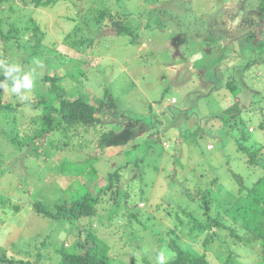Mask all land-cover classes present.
I'll return each mask as SVG.
<instances>
[{
    "label": "rangeland",
    "instance_id": "1",
    "mask_svg": "<svg viewBox=\"0 0 264 264\" xmlns=\"http://www.w3.org/2000/svg\"><path fill=\"white\" fill-rule=\"evenodd\" d=\"M42 1L49 2L34 7L29 2L13 0L12 12L7 11L0 23L3 34L12 26L20 29L17 54L8 51L1 66L18 65L21 72L17 75L31 73L34 81L33 88L22 90V94L12 93L10 88L5 90L1 106L35 98L36 83L45 100L55 104L49 92L50 83L43 81L44 75L55 76V84L68 98L75 90L85 91L91 97V88L99 93L101 85H109L119 102L117 106L133 118H140L137 121L144 126L134 131V138L125 145L105 148L101 154L97 149L98 134L91 130L84 132L78 128L66 134L55 131L40 138L29 134L32 123L26 120L33 111L15 120L13 113L6 111L7 121L0 113V134L6 142L18 147L15 153L20 157L15 161L13 155L6 156V169L0 177V252H6L13 260L23 259L27 264H58L55 249L61 244L69 248L77 238L83 243L86 233L80 234V222L53 220L37 213L34 203L40 202L44 208L53 210L73 192L74 188L69 186L73 178L86 183L91 193L96 194L103 189L106 174L121 165L114 192L100 191L98 216L92 219L94 228L99 229L100 242L110 248L109 264H157L161 252L165 261L173 259L175 253L169 248L168 232L178 224L175 214L181 209H198L197 203L187 195L195 194L197 187L216 192L209 186L213 168L224 199H230V192L238 186L234 175L251 185L255 176L261 174L257 168L246 165L244 155L237 154L235 140L241 139L243 132L248 138L245 146L258 148L264 144V126L259 127L264 123V65L258 62L251 69H242L255 56L244 51L243 61L238 62L235 49L240 52L251 43L249 37L242 36L244 27L238 26L236 19L240 17L237 20L245 26L252 15L259 20L258 11L264 0L263 3L254 0L251 3L249 0ZM102 10L119 17L120 22L124 19L121 26H130V34L104 33V29L113 30L117 22H111L107 16L98 22L96 18ZM34 24L41 34L33 29ZM195 24L199 27L191 29ZM254 29L255 37L259 38L261 22ZM235 33L241 34L234 36ZM223 36L226 40L220 41ZM3 43L0 38L1 52L3 47L7 48ZM226 45L229 50L222 52ZM48 49L61 58L49 54ZM217 52L222 53L219 58L215 57ZM187 71L190 72L186 75ZM207 72L214 77L212 82ZM229 82H235V86H226ZM8 83L11 86L10 80ZM155 100L161 103L155 105ZM234 104L241 112L236 122L242 118V132L235 129L231 134L227 128H232L228 124L232 114L227 110ZM147 105L153 106L157 119L148 112ZM248 108L255 110L253 120L244 113ZM257 112L261 114L258 118ZM115 113L116 110L110 111ZM104 121L116 125L118 132L129 127L128 118L121 112L117 118L107 116ZM40 124L38 119L36 129ZM20 126L27 127L24 131L27 136H16ZM249 127L252 132L247 133ZM156 134L159 138L151 143L149 137ZM195 141L199 147L194 145ZM210 148L212 152H208ZM69 161L75 162L73 166L64 164ZM76 172L84 173L85 177L77 176ZM117 188L120 192L115 202L122 207L114 212L109 209L113 203L109 199ZM120 196L130 197L127 205ZM194 200L200 202L202 198ZM187 222L184 217L185 225L176 231L186 243L190 238L187 231L181 230ZM171 236L175 238L174 233ZM216 244L213 242L206 249L207 260L222 264L227 257L226 247L218 248ZM88 247L89 244L85 249ZM77 251L81 254L84 250ZM42 252L45 254L38 259ZM258 255L259 250H254L252 263H257ZM238 261L237 264L244 263L239 258Z\"/></svg>",
    "mask_w": 264,
    "mask_h": 264
},
{
    "label": "trees",
    "instance_id": "2",
    "mask_svg": "<svg viewBox=\"0 0 264 264\" xmlns=\"http://www.w3.org/2000/svg\"><path fill=\"white\" fill-rule=\"evenodd\" d=\"M23 1L24 3L29 2L33 4L34 7L45 6L49 2H43L42 0ZM249 1V3H251L252 0ZM254 1L257 3L261 0ZM12 2L13 0H0V23L4 20L7 11L12 12ZM249 3H246V5H248ZM261 3L263 2L261 1ZM262 6L263 7H261V10L258 11L261 15L259 20H257L256 17L252 15L250 17L251 21L249 20V24L245 26L240 25L241 22L237 20L240 17L236 19L238 26L244 27L245 32H242V36L245 35L246 38L249 37L251 41L250 44L245 46L244 50L241 49L240 52H237V49H235V54L237 53L236 57L238 62L243 61L244 51L247 53L249 51L252 52L251 55H254L256 58L255 59L254 57H252V59L248 61L247 66H243L242 69L245 70L251 69L253 66H256L257 64H259L258 62H261L260 65H264V5ZM106 16L111 22L117 23L115 24L113 30L104 29V33L126 35L130 34V32L132 31L130 26H121V23H123L122 21H124V19L121 22L118 21L117 19H121L112 15L109 11L102 10L101 15H99V17H97L96 19L99 22V20H104V17ZM242 17L246 18V16H241V18ZM260 22L261 30H258L257 33H259V38H256V30L254 29V27L257 28L258 26H260ZM256 23L258 25H254ZM233 25H236V23L234 24L233 22ZM200 26H202L200 30L203 31L205 27L204 20H202V24ZM192 27L195 28L199 26L195 24V26H190L191 29ZM236 27L237 26H235L234 28ZM33 29L36 31V33L41 34L37 25L34 24ZM19 32V28L12 26L7 31V33L3 34L0 28V38L5 43V45L4 43L3 45L5 47L7 46V48L3 47L2 52L0 51V66L3 58L5 59V57L7 56L6 54H8V51H11L13 54H17L16 49L20 48L18 37ZM240 34L235 33L234 36ZM199 37H201V35ZM225 40V36L220 38V41ZM9 42L10 44H8ZM226 47L227 49L221 48L222 52H226L227 50H229V46L226 45ZM48 53L53 55L55 58H61L60 55L56 54L51 49H48ZM220 55H222V53L217 52L215 57L219 58ZM1 67L0 81H3L5 80V77L3 75L4 68L3 66ZM189 72L190 71H187L186 75L189 74ZM209 73L210 72L206 73L207 76H211V74ZM213 80L214 77L211 76L209 81L212 82ZM43 81H48L50 83L51 89L49 92L51 93V95H53V98H55V104L53 102L45 100V98L41 94V91L39 90V84L36 83L35 98L21 99L20 101H16L14 103L10 102L7 104H3L2 106L0 104V109L3 108L0 111V113L2 114V119L6 121L8 120L9 115L5 113L6 111L13 113V120L19 117L25 118L30 114L26 112L33 111L34 114H32L31 118L26 120L32 123L30 127L33 129L29 132V134L37 135L36 137L39 136L40 138H44L46 135L52 134L55 131H60L62 134H66L67 132L76 130L78 128H82L84 132L91 130L92 132L98 134L99 144H97V149L101 151V154H103V149L105 148L125 145L129 140L134 138V131H138L140 127L144 126L142 122L137 121V119L140 118H133L132 115L128 114L123 109L121 110V108L117 106L119 102L114 98V94L111 92L109 85H101L99 93H97L95 89L88 88L92 92L91 97H89L87 92L85 91L75 90L74 92L70 93V97L68 98V96L64 93V90L55 84V81H57V77H49L47 75H44ZM234 83L235 82H229L228 84H226V86H229V84H231V86L233 87L235 86ZM10 87L11 86L9 85V88ZM3 92H5V89H0V99L2 98ZM144 101L145 104L148 101V98H146V96L144 98ZM155 102V105H159V103H161V101L159 102L156 100ZM29 104H31L32 107H29ZM147 108L148 112H152V117L157 119V115L154 111L153 106L147 105ZM112 110H116V113L110 114V111ZM227 111L232 114V120L229 119L230 123L228 124L233 128H227V131L232 134L233 130L239 129L238 131L242 132V130H240V127H242V118L239 119V123L236 122V118H240L241 115V112L239 114L237 104L232 105L231 108ZM227 111L225 110V112ZM120 112L121 115L128 118L129 127H125L118 132L119 128L116 125L107 124L104 120L107 119V116L112 117L113 119L117 118ZM244 113L248 118L254 119L253 113H255V110H252L251 108H248V110L244 109ZM259 115L261 114L259 113ZM259 115L257 112L256 118H258ZM38 119H41V124L40 127L36 129V126L34 125ZM13 120L11 122H13ZM263 126L264 123L261 122L259 124V127L262 128ZM26 128L27 127L20 126V132H18L16 136H27L26 134H24ZM249 129H251V131ZM249 129L247 133L252 132V128L249 127ZM241 135V139L235 140L237 154L241 157H243L244 155L246 158V165L253 169L257 168L261 171V174L255 176L254 183L251 185L244 184V182L242 181V177L234 175V179L238 186L235 191L230 192V199H224L223 195L220 196L221 193L220 190H218L220 185L218 182L219 177L217 173H215L216 170L211 167L213 168V176L212 179L209 180V186L215 188L216 192L211 193L208 190V187H205L204 189L197 187L196 191L194 192L195 194H187L188 197H190L197 203L198 209L194 211L191 209H188L186 211L181 209L176 212L175 217L178 220V224L174 225L175 228L169 230L168 232V237L170 240L168 245L170 249H173L175 256H173V259L166 260L165 264H214L213 262L207 260V258L209 259V255L205 252L206 249H209V246L213 242H217L216 245L218 248H223L224 246L226 247L227 257L222 262V264H237L239 263L238 258L240 260H243L245 264H255L251 262V256L253 255L254 250H259L260 253V255H258V261L256 264H264V144L260 145V147L258 148H254L251 146L247 147L244 143L246 140H248V138H246L243 132L241 133ZM149 138L152 143L159 138V135L156 134L155 137L150 136ZM194 145L196 147H199L196 141ZM212 147L214 148V146ZM211 148L208 150V152H212L213 149ZM17 151L18 147H16L12 142H6V140L3 138V135L0 134V177L3 175L4 170L6 169L4 164V161L7 159L6 156L13 155V159L15 161L20 159L19 155L15 153ZM73 163L69 161V163L66 162L64 164L71 167L73 166ZM121 168L122 167L120 165L114 168L112 172L106 174L105 184L103 189L100 190L101 192H114L113 188L115 187L119 179V170ZM75 174L77 176H84V173L79 174L76 172ZM80 181V179L74 178L73 180H71L70 184L72 185L69 186H72L74 188L73 192L70 193L69 197H66L62 203H57L53 210L44 208L40 204V202L34 203V209L37 213L43 216H47L48 218H51L53 220L55 219L72 223L80 222V234L82 231L86 233L83 243H80L77 238L74 240L75 244H71L69 248H66L64 244H61L58 246V248L55 249V252L59 258L58 264H109L107 252L110 248L106 243L100 242L101 239L97 236V232L99 229L96 230L92 223V219H94V217L97 218L98 216L97 207L101 202L99 197L100 191L96 194H93L88 189V185L85 186L86 183L82 184L80 183ZM119 192L120 189L118 190L117 188L115 193L109 199L113 201L111 206L109 205V209L113 210L114 212L122 207L120 205L121 203L115 202ZM120 197L122 198V200H124L125 198V201L123 203H125L126 205L130 201L129 196L127 198L126 196ZM195 197H198L199 199L202 198V201L198 202V200H194ZM8 202H10V200ZM14 208H16V206ZM107 208L108 207L105 208V211ZM104 214L106 216V212ZM132 215L135 218V215ZM184 217L188 222L186 228L181 231H187V236L190 238L189 241L187 240L189 243L180 240V236L176 233V231L179 230L180 227L185 225ZM107 218L111 219V217ZM88 220L89 224L87 225L85 223ZM172 233L175 234V238L171 236ZM137 236L140 235L137 234ZM140 237L138 239H140ZM138 239L136 240L137 243L139 242ZM191 241L193 243L192 245ZM87 244H89V247L85 249ZM45 245L46 244H44L43 246ZM41 249H44L43 251H45L44 247ZM78 249L84 251L79 254L77 251ZM243 249V252L237 253V251ZM44 254V252L40 253V255H38V259H40L41 255ZM216 254H219V251L216 252ZM0 256V264H27V262L23 259L13 260L11 257L7 256V253L4 251L0 252ZM218 257H220V255ZM123 264L129 263L126 262Z\"/></svg>",
    "mask_w": 264,
    "mask_h": 264
},
{
    "label": "clouds",
    "instance_id": "3",
    "mask_svg": "<svg viewBox=\"0 0 264 264\" xmlns=\"http://www.w3.org/2000/svg\"><path fill=\"white\" fill-rule=\"evenodd\" d=\"M21 72V68L18 65H11L4 67L3 75L5 80L0 81V89H9L8 81H11L10 91L14 94H22V90H31L34 86L33 76L31 73H24L23 75H17ZM176 102V101H173ZM158 264H165V254L159 253L157 256Z\"/></svg>",
    "mask_w": 264,
    "mask_h": 264
},
{
    "label": "built area",
    "instance_id": "4",
    "mask_svg": "<svg viewBox=\"0 0 264 264\" xmlns=\"http://www.w3.org/2000/svg\"><path fill=\"white\" fill-rule=\"evenodd\" d=\"M251 131V129H249Z\"/></svg>",
    "mask_w": 264,
    "mask_h": 264
}]
</instances>
